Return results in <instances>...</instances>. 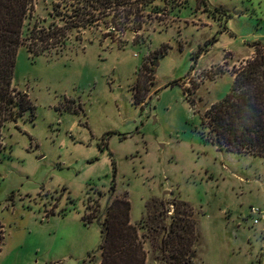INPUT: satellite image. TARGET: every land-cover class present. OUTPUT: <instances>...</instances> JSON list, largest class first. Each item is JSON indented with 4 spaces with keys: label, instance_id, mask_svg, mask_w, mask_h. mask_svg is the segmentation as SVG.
<instances>
[{
    "label": "rangeland",
    "instance_id": "rangeland-1",
    "mask_svg": "<svg viewBox=\"0 0 264 264\" xmlns=\"http://www.w3.org/2000/svg\"><path fill=\"white\" fill-rule=\"evenodd\" d=\"M54 4L35 2L25 38L51 23ZM216 8L225 15L214 17ZM134 9L112 37L100 25L60 55V47L43 56L21 47L14 86L34 109L3 131L0 264H101L102 227L85 217H102L116 197L130 200L134 224L161 202L169 215L173 203H189L195 264H264V221L251 218L264 207V158L218 149L203 125L256 56L252 44L264 43V0ZM139 77L145 105L134 102ZM147 248V264H156Z\"/></svg>",
    "mask_w": 264,
    "mask_h": 264
},
{
    "label": "trees",
    "instance_id": "trees-1",
    "mask_svg": "<svg viewBox=\"0 0 264 264\" xmlns=\"http://www.w3.org/2000/svg\"><path fill=\"white\" fill-rule=\"evenodd\" d=\"M36 1L0 0V162L5 149L4 129L10 123L18 124L34 109L28 94L14 86L21 47L28 45L34 56L49 54L60 47L55 52L60 55L72 38L81 42L79 35L83 31L100 25L108 32L106 38L112 37L119 25L131 24L129 17L138 13L134 12L135 5L148 6L156 0H142L143 4L139 0H54L49 14L51 23L35 26L25 38V23ZM214 14V17L225 15V11L216 8ZM137 30H141V25ZM252 47L256 49V56L234 72L230 93L207 110L203 125L208 130L207 139L218 149L264 158V43L258 41ZM155 59L151 60L149 68L154 77ZM139 81L140 77L134 89V102L145 105V96L139 94ZM112 192H115L114 186ZM189 205L186 201L175 202L172 204L175 209L169 215L171 211L161 202L154 213L148 208L142 222L134 224L130 200L116 197L107 204L102 217L90 221L86 215L88 223L96 221L103 230L101 264H147L150 259L147 245L152 246L151 259L156 264H195L199 238L197 221Z\"/></svg>",
    "mask_w": 264,
    "mask_h": 264
},
{
    "label": "built area",
    "instance_id": "built-area-1",
    "mask_svg": "<svg viewBox=\"0 0 264 264\" xmlns=\"http://www.w3.org/2000/svg\"><path fill=\"white\" fill-rule=\"evenodd\" d=\"M251 218H252L253 224L255 226H258L260 223H262L264 221V207H262V208H257V207L252 208L251 209ZM262 231H264V229H262Z\"/></svg>",
    "mask_w": 264,
    "mask_h": 264
},
{
    "label": "crops",
    "instance_id": "crops-1",
    "mask_svg": "<svg viewBox=\"0 0 264 264\" xmlns=\"http://www.w3.org/2000/svg\"><path fill=\"white\" fill-rule=\"evenodd\" d=\"M210 21H211V18H210L209 22H207L206 25H209V26H215V25H213L212 22H210ZM262 43H263V42H262ZM252 55H253V52H252L247 58H245V59H243V60H247L248 58H251Z\"/></svg>",
    "mask_w": 264,
    "mask_h": 264
}]
</instances>
